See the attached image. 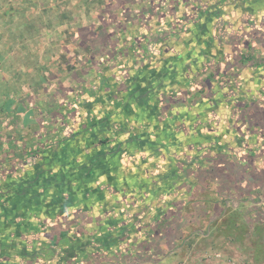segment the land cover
<instances>
[{"label":"crops","instance_id":"1","mask_svg":"<svg viewBox=\"0 0 264 264\" xmlns=\"http://www.w3.org/2000/svg\"><path fill=\"white\" fill-rule=\"evenodd\" d=\"M175 2L152 59L145 45L55 75L68 90L0 96V264H125L188 229L173 221L192 165L264 115V0Z\"/></svg>","mask_w":264,"mask_h":264},{"label":"rangeland","instance_id":"2","mask_svg":"<svg viewBox=\"0 0 264 264\" xmlns=\"http://www.w3.org/2000/svg\"><path fill=\"white\" fill-rule=\"evenodd\" d=\"M52 1L61 0H0V96L10 94L7 87L20 90L23 81L30 83L31 95L68 90L57 74L69 80L92 63L115 60L117 53L140 54L145 45L151 50L146 60L152 59L165 48V23L187 12L175 6L176 0ZM154 35L157 41L150 40ZM215 54L210 52L211 59ZM241 122L233 150L218 156L207 152L189 170L191 180L182 185L184 199L178 201L184 209L175 206L173 221L175 228L184 222L188 229L163 232L162 248L138 247L141 254L133 261L131 249L125 264H264V115L253 124Z\"/></svg>","mask_w":264,"mask_h":264}]
</instances>
